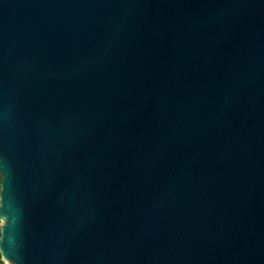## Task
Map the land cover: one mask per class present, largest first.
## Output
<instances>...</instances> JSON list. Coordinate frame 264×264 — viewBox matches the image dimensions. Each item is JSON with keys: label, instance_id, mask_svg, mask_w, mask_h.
<instances>
[{"label": "water", "instance_id": "1", "mask_svg": "<svg viewBox=\"0 0 264 264\" xmlns=\"http://www.w3.org/2000/svg\"><path fill=\"white\" fill-rule=\"evenodd\" d=\"M9 264H264V0H0Z\"/></svg>", "mask_w": 264, "mask_h": 264}, {"label": "built area", "instance_id": "2", "mask_svg": "<svg viewBox=\"0 0 264 264\" xmlns=\"http://www.w3.org/2000/svg\"><path fill=\"white\" fill-rule=\"evenodd\" d=\"M0 264H9V262L4 257H1Z\"/></svg>", "mask_w": 264, "mask_h": 264}, {"label": "trees", "instance_id": "3", "mask_svg": "<svg viewBox=\"0 0 264 264\" xmlns=\"http://www.w3.org/2000/svg\"><path fill=\"white\" fill-rule=\"evenodd\" d=\"M1 180H2V177L0 175V183H1ZM0 192H1V186H0ZM0 237H1V220H0ZM2 255H1V252H0V259H1Z\"/></svg>", "mask_w": 264, "mask_h": 264}]
</instances>
